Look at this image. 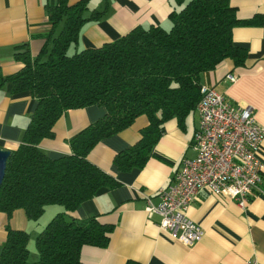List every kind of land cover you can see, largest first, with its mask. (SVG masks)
Masks as SVG:
<instances>
[{
  "label": "trees",
  "instance_id": "16d2710c",
  "mask_svg": "<svg viewBox=\"0 0 264 264\" xmlns=\"http://www.w3.org/2000/svg\"><path fill=\"white\" fill-rule=\"evenodd\" d=\"M89 1L47 2L52 26L40 51L32 55L25 44L18 45L13 57L22 63L20 68L7 74L0 68V89L8 85L12 93L28 91L36 97L23 136L7 158L0 211L9 219L23 208L29 218L38 219L47 204L66 209L36 235V260L29 259L30 232L7 222L0 264H86L83 245L107 246L115 224L96 215L81 220L66 212L99 188L119 184L89 159L93 146L145 114L148 123L139 140L114 155L120 169L143 167L168 119L176 117L185 128L201 97L202 73L226 58L235 65L246 63L248 48L234 40V27L263 21L262 12L239 17L230 0H177L184 5L170 12L169 28L136 25L115 40L77 49L83 25L108 8L106 4L86 14ZM92 103L104 105V114L70 138V153L51 157L41 140L54 135L55 122L65 110ZM124 264L141 262L130 258Z\"/></svg>",
  "mask_w": 264,
  "mask_h": 264
},
{
  "label": "crops",
  "instance_id": "0c3cea01",
  "mask_svg": "<svg viewBox=\"0 0 264 264\" xmlns=\"http://www.w3.org/2000/svg\"><path fill=\"white\" fill-rule=\"evenodd\" d=\"M49 1L55 0H0V68L3 73L16 71L22 65L13 57L18 45L25 44L32 55L44 45L52 26L46 8ZM76 1L69 0L70 3ZM230 2L239 17L249 18L262 12L263 21L260 25H237L233 29L234 40L248 48L244 65H235L231 58H226L215 68L204 71L201 82L215 86L236 103L254 106L256 119L264 125V0ZM106 4L108 8L102 17L83 25L75 48L99 46L115 40L136 25L160 24L168 28L172 24L170 12L184 5L177 0H90L86 14ZM229 72L238 75L236 81L227 77ZM35 106L36 97L28 91L12 93L8 85L0 89V147L12 150L18 146ZM104 112L105 106L100 103L65 110L55 122L54 135L43 138L40 146L51 157L70 153V138ZM147 123L148 117L141 114L129 126L101 139L89 152V159L111 173L119 184L99 188L75 210L66 211L77 219L96 215L103 222L115 224L107 246L83 245L82 261L86 264H124L133 258L141 264H243L247 258H254L264 264L263 192L256 190L249 202L242 205L238 200L202 189L188 213L202 225L204 235L191 246L163 232L158 214L148 216L145 210L148 196L157 202L159 188L173 179L183 158L196 154L192 138L198 115L195 110L191 112L184 129L176 117L168 119L165 132L147 163L141 168L120 169L114 162L115 153L137 142L141 128ZM262 153L264 155V141ZM54 204L58 203L46 205L37 226H33L34 219H30L23 208L15 209L9 219L0 211V248L6 239V223L9 222L12 227L30 230L29 256L35 251L31 260H36L39 256L35 248L36 235L53 214L66 210L64 205Z\"/></svg>",
  "mask_w": 264,
  "mask_h": 264
},
{
  "label": "built area",
  "instance_id": "2783aa9c",
  "mask_svg": "<svg viewBox=\"0 0 264 264\" xmlns=\"http://www.w3.org/2000/svg\"><path fill=\"white\" fill-rule=\"evenodd\" d=\"M227 77L236 81L238 75ZM195 111L198 125L192 145L193 157H184L173 179L159 188V200L148 196V216L158 214L159 226L171 239L191 246L204 235L202 225L188 213L202 189L211 194L249 202L256 190L264 193V125L254 106L227 98L215 86L202 83ZM243 264H259L247 258Z\"/></svg>",
  "mask_w": 264,
  "mask_h": 264
},
{
  "label": "water",
  "instance_id": "95a60500",
  "mask_svg": "<svg viewBox=\"0 0 264 264\" xmlns=\"http://www.w3.org/2000/svg\"><path fill=\"white\" fill-rule=\"evenodd\" d=\"M10 152H11L10 149H5L0 147V186L6 172L7 158Z\"/></svg>",
  "mask_w": 264,
  "mask_h": 264
},
{
  "label": "rangeland",
  "instance_id": "374dc122",
  "mask_svg": "<svg viewBox=\"0 0 264 264\" xmlns=\"http://www.w3.org/2000/svg\"><path fill=\"white\" fill-rule=\"evenodd\" d=\"M170 27V26H169ZM168 27V28H169ZM52 204V203H51ZM48 205V204H47ZM60 204L58 203V204H54V206H59ZM22 210V209H21ZM45 211V210H44ZM43 214V213H42ZM45 214H47V213H45ZM45 214H44V216H45ZM54 215V214H53ZM53 217V216H52ZM43 218V217H42ZM42 218L41 219H34V220H32L31 222H32V224H33V226H37L38 225V222H39V220H42ZM31 219V218H30ZM48 223V222H47ZM21 225H24V224H21ZM43 225H45V224H43ZM30 231V230H29ZM33 246H34V242H33ZM36 248V247H35ZM35 248H33V250H35ZM38 251V250H37ZM35 251H33L32 253H31V255L29 256L30 257V260L31 259H33V257H34V253Z\"/></svg>",
  "mask_w": 264,
  "mask_h": 264
}]
</instances>
